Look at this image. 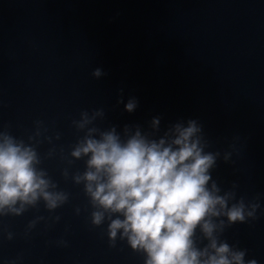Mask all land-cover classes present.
Masks as SVG:
<instances>
[{
    "label": "water",
    "instance_id": "95a60500",
    "mask_svg": "<svg viewBox=\"0 0 264 264\" xmlns=\"http://www.w3.org/2000/svg\"><path fill=\"white\" fill-rule=\"evenodd\" d=\"M96 109L95 126L122 139L125 126L159 138L197 121L205 151L220 154L212 180L260 205L220 238L264 264V0H0V131L35 144L69 197L0 216V264H144L126 240L110 242L107 221L91 223L72 180L85 168L70 156L84 135L73 121Z\"/></svg>",
    "mask_w": 264,
    "mask_h": 264
},
{
    "label": "clouds",
    "instance_id": "9594fccd",
    "mask_svg": "<svg viewBox=\"0 0 264 264\" xmlns=\"http://www.w3.org/2000/svg\"><path fill=\"white\" fill-rule=\"evenodd\" d=\"M92 75L104 73L97 68ZM136 107L134 98L125 104L128 112ZM103 116V109L91 115L83 111L73 121L84 135L70 156L84 160V171L74 173L72 180L84 186L93 209L91 223L108 222L112 244L118 236L126 240L133 251L144 254V264H258L245 260L247 249L220 237L233 224L255 220L260 205L237 200L235 184L222 193L212 180L210 170L220 154L205 151L208 145L197 121L188 120L186 126L177 122L159 138L125 126L122 139L115 127L95 126ZM159 123V118L152 120L155 131ZM40 134L38 127L29 141ZM41 164L35 144L0 131V216L21 215L41 201L52 211L68 201ZM63 176H69L67 169Z\"/></svg>",
    "mask_w": 264,
    "mask_h": 264
}]
</instances>
